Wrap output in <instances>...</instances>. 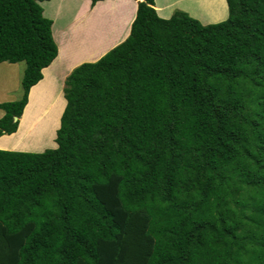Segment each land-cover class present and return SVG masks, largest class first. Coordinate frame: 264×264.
Masks as SVG:
<instances>
[{
	"label": "trees",
	"instance_id": "1",
	"mask_svg": "<svg viewBox=\"0 0 264 264\" xmlns=\"http://www.w3.org/2000/svg\"><path fill=\"white\" fill-rule=\"evenodd\" d=\"M41 1L0 0V63H25L0 135L58 52ZM226 3L202 24L138 0L66 76L57 146L0 149V264H264V0Z\"/></svg>",
	"mask_w": 264,
	"mask_h": 264
},
{
	"label": "crops",
	"instance_id": "2",
	"mask_svg": "<svg viewBox=\"0 0 264 264\" xmlns=\"http://www.w3.org/2000/svg\"><path fill=\"white\" fill-rule=\"evenodd\" d=\"M224 2H225L226 15L224 18L217 20V21H204L203 22L201 18L199 17V15H195L194 13L190 12L191 11L190 7L194 9L195 5L193 3V6H190L191 2L188 0H184V1L165 0L164 3H159L158 0H154V8L157 14L162 18H170L171 15L176 10H178V11H185L190 16L196 19L198 18L202 24H208V23H216V22L225 20L227 18L228 6L226 3V0H224ZM137 3H138V0H96L94 3H92V0H44V1H41L40 4L43 8V15L52 20V36L57 45L58 52H57L56 57L53 59V61L47 67H44L42 69L43 77L40 81H42L48 75V77H50V80L54 81L55 83H57L56 80H58L60 85L64 87L65 78L74 67H76L77 65H79L80 63L84 61L87 62V61L97 60L100 56H102L112 47H114L115 45L123 41L130 33L131 24L136 16ZM110 7L113 9V13H115L114 16L115 18H117V24L114 25L113 29L110 32L106 33L107 35L106 34H104L103 36L98 35L99 33L98 31V33L95 34L97 36L96 39L93 38L90 40V42H88L87 50L90 53V55L95 53V51L97 50H101V52L97 56L83 58L81 60L71 62L70 59L71 58L73 59V57L69 55L68 53V48L70 49V43H69L70 39L67 36L69 32H72V27H70V25L72 24L74 20L73 17H76V16H71L70 11L74 9L76 11H79V13L81 12L79 21L84 22L81 24V27H82L81 34L89 33L90 37H92V32H90L89 26L94 27L95 26L94 19L99 20V18H102V16L105 13L109 12ZM82 15H83V18H82ZM75 28H78V27H75ZM105 37L107 38L105 39ZM110 37H112V39L113 38L117 39V41L105 49L106 40H109ZM75 43L77 46L79 45L77 40ZM86 43L87 42H85L84 44L86 45ZM62 44L64 45V47L65 45L67 46L66 49L64 50L66 52L64 55H61V50H63L64 48L62 47L63 46ZM58 58H61V61H59ZM67 60L69 61V63H67ZM64 66H67V67L63 68ZM24 67H25L24 62H15V63H10L7 61L1 62L0 63V77L2 75L4 77L5 75H8V74H10L13 77V74H14L15 78L14 77L13 78L15 79L16 85L17 86L20 85L21 87V78H22ZM0 81H3V80L1 79ZM39 82L36 84L38 85ZM3 84H4L3 82L0 83L1 86ZM62 94H63V91H62ZM28 97H29V94H28ZM10 99L12 100V98ZM3 114H4V111L0 109V117ZM58 127H59V124H58ZM17 131H18V128L13 133L0 135V149L13 150V151L34 150V149H29V148L16 147L18 146L17 143H15L14 141H9V139H11L12 136L17 133ZM54 136H56V129H55ZM4 139H7V141L4 142ZM56 146L57 144H54L52 148H55Z\"/></svg>",
	"mask_w": 264,
	"mask_h": 264
},
{
	"label": "rangeland",
	"instance_id": "3",
	"mask_svg": "<svg viewBox=\"0 0 264 264\" xmlns=\"http://www.w3.org/2000/svg\"><path fill=\"white\" fill-rule=\"evenodd\" d=\"M164 1L165 0H158L159 3H164ZM188 1L191 2L190 6H193V3L195 5L194 9L190 7V12L194 13L195 15H199L203 22L217 21L224 18L226 15L224 0ZM80 13L74 9L70 11L71 16H76L73 17L74 20L70 25V27H72V32H69L67 36L70 39V49L68 48V53L73 57V59H70L71 62L78 61L83 58L97 56L101 50H97L95 53L90 55L87 50L88 42H90V40L93 38L96 39L97 36L95 34H97L98 31V35L103 36L104 34L110 32L114 25L117 24V18L114 16L115 13H113V9L110 7L109 12L105 13L102 18H99V20L94 19V27L89 26V30L92 32V37H90L89 33L81 34V24L84 22L79 21ZM106 38L107 37H105V39ZM76 40L78 41L79 47L75 43ZM116 41L117 39H112V37H110L109 40H106L105 49ZM85 42H87L86 45L84 44ZM62 47H64V45ZM66 47L67 46L65 45L63 50H61V55L66 53L64 51ZM58 60L61 61V58H58ZM67 63H69L68 60ZM65 67L67 66H64L63 68ZM13 77L10 74L5 75L4 77L2 75L0 77V80H3L0 81V83H4L2 86L0 85V102L17 100L22 95V88L20 85H16L14 79L15 77ZM56 81L57 83L50 80V77L47 75L42 81L39 82L37 86H35L32 90L30 89L31 91L29 90V103L27 97L28 105L23 116H20L21 121L20 125L18 123V131L12 136L11 139L7 138L9 141H14L17 143L18 146L16 147L34 149L31 151L40 152L47 148H52L53 145L56 144L54 140L55 129L58 127L59 119L65 104L62 94L63 87L60 85L58 80ZM10 98H12V100ZM7 139H4V142H6Z\"/></svg>",
	"mask_w": 264,
	"mask_h": 264
},
{
	"label": "water",
	"instance_id": "4",
	"mask_svg": "<svg viewBox=\"0 0 264 264\" xmlns=\"http://www.w3.org/2000/svg\"><path fill=\"white\" fill-rule=\"evenodd\" d=\"M14 119H17V117H14Z\"/></svg>",
	"mask_w": 264,
	"mask_h": 264
}]
</instances>
